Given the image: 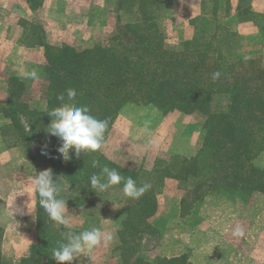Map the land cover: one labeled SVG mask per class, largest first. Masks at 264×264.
<instances>
[{
  "label": "rangeland",
  "instance_id": "rangeland-1",
  "mask_svg": "<svg viewBox=\"0 0 264 264\" xmlns=\"http://www.w3.org/2000/svg\"><path fill=\"white\" fill-rule=\"evenodd\" d=\"M252 13L254 20L248 18ZM211 24L229 28L240 52L264 65V0H0V151L5 146L23 150L33 176L51 169L54 179L62 178L61 195L67 200L68 225L56 224L45 212L40 229L33 232V246L46 240L45 251L52 253L57 242L64 240L61 232L78 234L99 228L101 244L79 255L73 264H166L182 255L188 264H264L263 194L222 193L197 200L203 194V186L197 190V183L204 179L181 173V169L173 170L178 178L165 177L158 183L157 171L173 156L191 157L199 152L204 137L202 116L176 111L163 114L152 105L133 103L120 109L103 148L92 153L93 159L133 170L139 185L150 183L157 191L154 214L138 225L142 233L129 236L125 232L122 240L119 232L128 208L134 217L143 215L135 208L137 199L125 196L120 185L106 191L93 189L84 183L83 171L76 172V178L73 168L69 167L67 176L56 171L38 152L54 138L43 137V133L48 135L43 124L34 122L32 131L27 124L33 121L27 115L31 110L47 107L48 80L41 71L45 51L39 42L76 48L104 43L118 49L138 42L153 44L157 33L164 47L178 49ZM33 70L36 78L30 76ZM13 79L18 81L13 83ZM10 113L28 131V143L16 142L10 132L3 134L10 126ZM35 131L40 138H31ZM14 157L8 156L9 162L3 165L25 164L21 155ZM259 165L264 167V151ZM4 170L0 168L3 173L14 172ZM237 226L244 231L241 237L233 236ZM109 235L113 240L105 244L104 237ZM49 258L44 264H56L52 255ZM0 264L15 263L0 256Z\"/></svg>",
  "mask_w": 264,
  "mask_h": 264
},
{
  "label": "trees",
  "instance_id": "trees-1",
  "mask_svg": "<svg viewBox=\"0 0 264 264\" xmlns=\"http://www.w3.org/2000/svg\"><path fill=\"white\" fill-rule=\"evenodd\" d=\"M37 5L31 6V9ZM253 15L248 18L254 20ZM234 36L229 28L211 24L199 30L178 49L164 47L157 33L153 44L138 42L118 49L104 43L76 48L39 42L38 45L45 51L46 61L41 71L48 80L44 94L47 107L43 111L31 110L27 114L33 118L27 123L29 130L32 131L34 122L40 126L43 124V129L47 130L51 122L47 113L61 105L58 95L64 94L67 100L66 90L69 88L77 93L72 103L87 106L91 115L108 121L105 138L120 109L127 103L152 105L163 114L176 111L186 116H202L204 137L199 152L191 157L173 156L170 163L157 171L158 183L161 185L165 177H177L173 170L181 169V173L204 179L202 183H197V190L203 186V194L198 195L197 200L222 193L264 195V167L259 165L264 151V65L256 58L244 56ZM216 71L222 75L213 82L211 74ZM17 81L13 79V83ZM23 108L28 110L26 105ZM8 116L10 126L3 134L10 132L18 140L16 142L28 143V131L13 113ZM37 132H33L32 139L41 137V134L36 135ZM49 136L52 135L43 133L44 138ZM52 137L54 141L48 143V148L41 145L38 152L45 163L66 176L70 168L75 169L74 178L83 171L84 183L91 185L90 177L99 173L100 167L107 165L115 168L100 158L96 159L100 167L93 168V152H82L77 157L75 151L70 150L71 159L65 161L59 153L56 154L61 141ZM115 169L122 176H131L137 182L135 171ZM120 186L123 187V182ZM156 194L151 186L149 192L135 201V208L143 215L134 217L130 213L132 208H128L119 232L121 240L125 232L129 236L142 233L138 225L154 214ZM36 199L38 230L45 210L39 205L37 193ZM1 205L0 201V208ZM1 231L0 227V238ZM46 242L39 241L32 246L29 257L23 262H48L52 253L45 251ZM186 259V255H182L168 260L166 264H188Z\"/></svg>",
  "mask_w": 264,
  "mask_h": 264
},
{
  "label": "clouds",
  "instance_id": "clouds-1",
  "mask_svg": "<svg viewBox=\"0 0 264 264\" xmlns=\"http://www.w3.org/2000/svg\"><path fill=\"white\" fill-rule=\"evenodd\" d=\"M221 72L216 71L211 74L213 82L221 77ZM32 78L37 77L33 70L30 73ZM65 95H58L57 99L61 105L50 110L47 115L51 117V122L47 126V132L61 141L57 152L65 161L71 159L70 150H74L77 157L83 152H97L101 150L105 142V132L108 129V121L97 119L90 114L87 106H77L72 103L77 93L75 89L69 88ZM47 154V153H44ZM92 167H100L98 160L92 161ZM62 178L54 179L51 169H46L36 173L31 177V184L39 198V205L45 210L51 221L59 225L67 226L69 223L67 213V200L61 195L63 191ZM123 182L122 192L132 199H139L150 188V183L137 185L131 177H124L115 168L107 165L100 167L99 173H94L90 177L91 187L98 191H106L115 185ZM244 231L237 226L233 231L234 237L243 236ZM63 241H58V247L52 249V259L56 264H73V261L85 252H91L101 244L102 233L99 228H92L80 233L61 232ZM111 235L104 237V243L112 241Z\"/></svg>",
  "mask_w": 264,
  "mask_h": 264
},
{
  "label": "crops",
  "instance_id": "crops-1",
  "mask_svg": "<svg viewBox=\"0 0 264 264\" xmlns=\"http://www.w3.org/2000/svg\"><path fill=\"white\" fill-rule=\"evenodd\" d=\"M0 153V168L14 171L13 174L0 172V256L15 264H26L24 256L33 246L32 236L37 229V199L31 184L32 165L26 153L14 149V146H5ZM20 155L22 163L26 160L25 164L14 163L13 168L9 164L3 165L9 162L8 156L15 158Z\"/></svg>",
  "mask_w": 264,
  "mask_h": 264
}]
</instances>
